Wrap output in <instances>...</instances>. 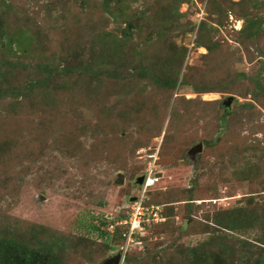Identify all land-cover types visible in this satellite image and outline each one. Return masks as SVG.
<instances>
[{
  "label": "rangeland",
  "instance_id": "rangeland-1",
  "mask_svg": "<svg viewBox=\"0 0 264 264\" xmlns=\"http://www.w3.org/2000/svg\"><path fill=\"white\" fill-rule=\"evenodd\" d=\"M91 57L103 74L78 70ZM40 60L64 64L70 92L0 100V229L43 240L59 264L101 263L126 242L109 252L95 227L110 230L102 220L137 192L139 151L160 146L165 221L149 251L264 264V0H0V66L27 64L0 80L27 82ZM49 105L83 117L77 156L29 121Z\"/></svg>",
  "mask_w": 264,
  "mask_h": 264
},
{
  "label": "trees",
  "instance_id": "trees-1",
  "mask_svg": "<svg viewBox=\"0 0 264 264\" xmlns=\"http://www.w3.org/2000/svg\"><path fill=\"white\" fill-rule=\"evenodd\" d=\"M128 31L129 28H127L125 33L127 34ZM197 43L203 42L201 40H198ZM11 45H13V43H11ZM25 66H27V64L24 63H22L21 66L16 65L15 67L1 65L0 73L4 77H7L12 70L16 69L17 67L24 68ZM2 68L4 70H2ZM64 68L68 70L64 66V64H52L40 60V62L37 63L36 67H34V70H37V72H34L31 75H27L29 77L27 82L19 84H10L5 79L0 80V100L5 99L9 95L11 99H15L14 101H18L17 99H19L21 96L27 97L29 92H34L36 89H40V98H49L51 106L52 104L59 105L56 100L62 97V90L66 89V92H70L69 86H67L65 82H62L60 79H58V77H55L56 73H59L60 71H66ZM82 68H87L89 71H92L93 75L97 76L104 73V69H102L103 60L99 59L98 62H96L93 57L87 60L85 64L80 65V67H78V70H81ZM42 72H47V75H40L42 74ZM63 75H67V73H64ZM154 78L156 80H159L156 76H154ZM51 81H53V84L49 87L48 84ZM176 84L177 82L174 81L173 85ZM50 105L47 108H42L44 111H41L39 109L31 111L32 120L29 121H31L32 124L45 125L47 127L46 129H48L54 134V143L61 154H68L71 157L77 156L80 148L78 147L77 143L73 142L72 139L74 136H68L73 133V128H76V126L83 120V117L79 115V113L75 112L74 116L68 118L62 109L52 108ZM25 116H27V114H25L24 117ZM60 139H62L63 141L61 142ZM159 165L162 169L160 160ZM159 183L154 189L149 192L148 202L163 204V207H165V202H162L160 201V199H158V195L162 191V189L158 190L161 185H159ZM191 194L192 193H190V195ZM126 217L127 208L122 210L120 215L116 218H112L111 220L109 218H104L102 220V224H104V226H108L110 224L113 225V230H100L99 226H93L96 230L102 232V235H105L106 238L110 239L107 240L109 242V252L119 249L120 245H123L125 243V237L123 236V232L127 229V225L118 224L117 222L123 220ZM159 224L161 223L153 224L152 226L147 227L146 235L141 238L143 244L142 248H129L128 251L125 253L122 264H143L149 261L154 264H167L165 252H160L159 250H157V248L155 249L154 254L149 251V244L150 242H152L153 239L151 236L155 234L153 228L158 227ZM4 228L10 229L11 227L8 225L0 229V264H59V261H57V259L53 257L54 250L49 247H46L43 240H25L26 238H24V240H20L21 236H9V234L7 233L8 231H6ZM18 237H20V239H18ZM50 252H52L53 254H50ZM204 256L206 257V255ZM194 257H192V259ZM204 263L205 260L202 262V264ZM192 264H200V262H196L195 260Z\"/></svg>",
  "mask_w": 264,
  "mask_h": 264
},
{
  "label": "built area",
  "instance_id": "built-area-1",
  "mask_svg": "<svg viewBox=\"0 0 264 264\" xmlns=\"http://www.w3.org/2000/svg\"><path fill=\"white\" fill-rule=\"evenodd\" d=\"M159 148L160 146H157L139 151L140 160L143 159L146 163L145 170L142 173L144 180L138 186L137 192L133 195L136 196V200H129L130 204L127 207V217L117 222L118 224L127 225V229L123 232L126 246L120 249L123 254V259L128 246L142 243L141 238L146 235L148 226L150 227L153 224L165 221L163 205L148 202L149 192L158 185L163 177V171L158 163ZM113 228L114 226L111 225L110 230H113Z\"/></svg>",
  "mask_w": 264,
  "mask_h": 264
},
{
  "label": "water",
  "instance_id": "water-1",
  "mask_svg": "<svg viewBox=\"0 0 264 264\" xmlns=\"http://www.w3.org/2000/svg\"><path fill=\"white\" fill-rule=\"evenodd\" d=\"M233 100V97H229V100L228 101H232ZM228 101L225 102L226 105H228ZM198 150H202V144H198ZM161 175V174H159ZM144 180V176L143 175H140L136 178V183L137 184H141ZM120 182L123 183L124 182V177L121 176L120 177ZM136 200V196H132L130 197V201H134ZM123 257V254H122V251L120 250L119 252L107 257L106 259H104L101 263L99 264H122V258Z\"/></svg>",
  "mask_w": 264,
  "mask_h": 264
},
{
  "label": "clouds",
  "instance_id": "clouds-1",
  "mask_svg": "<svg viewBox=\"0 0 264 264\" xmlns=\"http://www.w3.org/2000/svg\"><path fill=\"white\" fill-rule=\"evenodd\" d=\"M140 175H142V174H140ZM140 175H139V176H140ZM139 185H140V184H138V186H139ZM122 263H123V259H122Z\"/></svg>",
  "mask_w": 264,
  "mask_h": 264
},
{
  "label": "flooded vegetation",
  "instance_id": "flooded-vegetation-1",
  "mask_svg": "<svg viewBox=\"0 0 264 264\" xmlns=\"http://www.w3.org/2000/svg\"><path fill=\"white\" fill-rule=\"evenodd\" d=\"M134 184H136V185L138 186V184H137V183H134Z\"/></svg>",
  "mask_w": 264,
  "mask_h": 264
}]
</instances>
